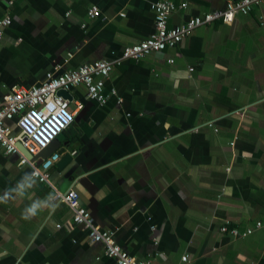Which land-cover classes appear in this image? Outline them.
<instances>
[{"label":"crops","instance_id":"obj_1","mask_svg":"<svg viewBox=\"0 0 264 264\" xmlns=\"http://www.w3.org/2000/svg\"><path fill=\"white\" fill-rule=\"evenodd\" d=\"M158 1L187 4L172 28L225 11L230 0H0V19H13L0 46V99L49 71L110 59L148 39ZM93 6L97 18L88 15ZM105 93L101 106L84 87L71 91L66 138L55 136L43 154L73 158L51 169L54 187L0 147V264H117L56 197L69 189L139 261L264 264V229L240 239L221 231L264 221V6L125 61Z\"/></svg>","mask_w":264,"mask_h":264},{"label":"built area","instance_id":"obj_2","mask_svg":"<svg viewBox=\"0 0 264 264\" xmlns=\"http://www.w3.org/2000/svg\"><path fill=\"white\" fill-rule=\"evenodd\" d=\"M13 3L14 0H10V5ZM186 6L187 4L177 6L170 1L155 2L151 5L155 14V31L148 39L125 48L119 55L113 54L110 59L64 72L59 69L49 71L44 81L38 85L14 87L10 94L0 99V147L4 153L18 156L20 164L30 168L34 179L54 187L51 169L61 157L56 153L48 157H44L43 154L51 140L65 128L61 119H64V114L69 109L70 101L58 95L60 91L71 92L84 87L90 100L105 106L110 99L105 93L106 80L116 66L122 65L125 61H140L151 54L175 49L195 30L217 21L231 24L238 14L247 16L254 8L264 6V0H230L225 11L194 17L182 26L171 28L169 26L171 16ZM100 14L97 6H93L88 13L91 18H97ZM12 23L11 16L0 19V46L6 30ZM115 94L113 92V95ZM121 101L119 99V103ZM10 122H16L19 129L17 133L10 129ZM24 151L32 158H28ZM56 197L72 210L74 223L87 232L93 243L105 246L106 255L115 259L117 264H151L150 260H137L117 243L113 232L97 226L91 212L81 205L80 195L76 190L69 189L65 193L56 191ZM261 229H264V221H258L254 228L242 230L238 227L223 226L221 231L240 239L251 236L256 230ZM187 259V256L183 258L184 261Z\"/></svg>","mask_w":264,"mask_h":264},{"label":"water","instance_id":"obj_3","mask_svg":"<svg viewBox=\"0 0 264 264\" xmlns=\"http://www.w3.org/2000/svg\"><path fill=\"white\" fill-rule=\"evenodd\" d=\"M58 95L64 97L65 99H68L70 102L73 101V97H72V95H71V92H68V91H60ZM57 138H58L59 140H64V139L66 138V135H65L64 132H62V133H60V134L57 136ZM24 152H25V154H26L27 156H29L30 158H32L31 155H30L28 152H26V151H24ZM72 160H73L72 156H71L70 154H68V155H66L65 157H63V158L57 163V167L60 168V169H62V168L65 167L67 164H69Z\"/></svg>","mask_w":264,"mask_h":264},{"label":"clouds","instance_id":"obj_4","mask_svg":"<svg viewBox=\"0 0 264 264\" xmlns=\"http://www.w3.org/2000/svg\"><path fill=\"white\" fill-rule=\"evenodd\" d=\"M38 205L33 204L30 208L26 209L25 218H29L30 216H34L36 214Z\"/></svg>","mask_w":264,"mask_h":264}]
</instances>
